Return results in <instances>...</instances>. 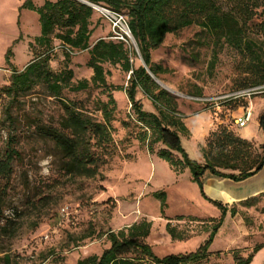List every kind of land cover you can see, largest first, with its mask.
I'll list each match as a JSON object with an SVG mask.
<instances>
[{"label": "rangeland", "instance_id": "obj_1", "mask_svg": "<svg viewBox=\"0 0 264 264\" xmlns=\"http://www.w3.org/2000/svg\"><path fill=\"white\" fill-rule=\"evenodd\" d=\"M27 1L37 8L45 0H0V88L8 85L13 69L27 65L37 50L33 40L40 30L38 15L23 8ZM90 22V46L98 40L109 41L110 26L99 13L95 11ZM253 40L260 44L258 37ZM129 50L134 68L143 66L138 47V52ZM88 60L87 51L67 58L55 48L50 53L49 66L54 73L71 70L73 83L90 81ZM150 61L160 70L153 81L173 97L182 117H192L212 107V118L227 122L229 127L248 105L244 100L226 104L218 101V112L213 104L189 100V96L214 99L247 88L255 80L246 68L250 63L248 57L226 46L215 49L198 27L166 35L162 44L151 51ZM103 69L104 86L90 85L86 91L63 93L68 102L96 122L104 123L99 110L102 104H107L111 111L109 141L95 148L99 157L96 177L65 174L62 154L51 140L23 137L19 145L22 161L14 165L4 200L3 216L9 222H0V258L8 255L16 264H76L84 258L99 256L109 247L107 232L140 222L151 224L142 241L150 246L154 256L186 255L203 245L217 224L221 210L210 199H203L196 188L182 184L190 181L184 175L186 170L175 174L156 157L160 145L153 146L154 153L147 150L149 138L143 141L145 129L135 122L126 96L128 74L117 65L105 64ZM35 93L23 101V117L58 128L63 116L61 103L43 89ZM135 99L143 111L158 114L140 91ZM5 103L0 95V118ZM250 104L252 138L264 144V134L255 127V121L264 114V91L253 96ZM214 131L202 134L204 147ZM0 136L1 146L5 134ZM182 146L195 160L194 151L184 139ZM160 193L165 195L164 207L156 197ZM226 210L208 246L209 256L197 264H235V257L249 256L250 264H264V201L253 206L226 205ZM233 210L235 214L231 215ZM167 225L182 240H172ZM255 248L260 249L253 253Z\"/></svg>", "mask_w": 264, "mask_h": 264}, {"label": "trees", "instance_id": "obj_2", "mask_svg": "<svg viewBox=\"0 0 264 264\" xmlns=\"http://www.w3.org/2000/svg\"><path fill=\"white\" fill-rule=\"evenodd\" d=\"M82 1L126 16L142 63L155 78L160 70L150 61L151 51L162 44L166 35L195 26L211 39L215 49L226 46L250 59L246 68L255 75V80L249 87L233 92L264 87V0ZM23 8L38 15L40 33L33 40L34 47L37 48L34 58L21 71L13 69L8 85L0 88V95L6 99L0 118V135L5 134V140L0 146V222L5 221V225L9 222L3 216L4 200L14 165L22 161L19 145L23 137L30 135L51 140L56 150L62 154V169L65 174L76 178L96 177L99 157L95 148L98 149L109 141L111 111L107 104H102L99 110L103 114L104 123L96 122L68 102L63 93L86 91L90 85L104 86L105 64L117 65L128 74L129 86L125 92L135 122L145 129L143 141L146 142L149 138L147 150L154 153L153 146L160 145L161 149L156 152V157L168 164L175 174L187 170L203 199L208 200L203 192L205 174L219 180L242 182L264 168V144L257 147L235 136L224 126L217 127L202 149L204 164L190 160L180 144L178 133L184 132L181 122L183 117L177 111L173 97L157 86L143 66L134 68L130 62L131 52L124 43L109 39L98 40L90 46L89 27L95 11L88 5L78 0H45L37 8L27 1ZM257 18L260 20L255 22ZM253 37H258L260 44ZM55 48L67 58L87 51L89 60L86 67L92 71L90 81L73 83V73L69 69L52 72L49 66L50 53ZM9 56L10 51L5 56L7 62ZM38 89H43L49 97L61 103L63 116L58 128L46 127L39 120L32 123L23 117V101L36 94ZM138 91L152 102L157 115L141 109L135 99ZM257 122L264 134V114L258 117ZM175 155L178 156L177 159ZM156 197L161 200V207H164L165 195L160 193ZM208 201L219 207L221 215L206 242L193 253L163 258L154 256L150 246L142 241L148 236L151 224L140 222L117 232H107L105 237L109 247L99 256L84 258L76 264H197L209 256L208 246L227 212L221 204ZM243 204L252 206L250 201ZM234 214V210L231 211V215ZM166 231L172 240H182L168 225ZM259 249L255 248L253 253ZM251 261V256L245 259L235 257V264H250ZM0 264L16 263L8 255H4L0 258Z\"/></svg>", "mask_w": 264, "mask_h": 264}, {"label": "crops", "instance_id": "obj_3", "mask_svg": "<svg viewBox=\"0 0 264 264\" xmlns=\"http://www.w3.org/2000/svg\"><path fill=\"white\" fill-rule=\"evenodd\" d=\"M39 33L40 30L34 38L38 37ZM26 66L27 65L19 69L17 68V71H21ZM211 108H206L205 111L197 113L192 117H183L181 121L184 132L178 133L180 144L183 149L182 139H184L194 151L195 160H192L189 157V154L185 152L186 150L183 149L190 160L199 164H204L202 152V149L204 148V137L201 136L203 133H208V131H214L218 126L226 127V129L229 132H232L235 136L253 143L257 147L262 145V143H257L252 138L253 135L249 128V123L252 120L253 115L246 127L237 128L234 123L228 127L227 122L216 117L214 119L212 118L213 116L209 113ZM214 110L219 112V106L214 107ZM211 119L213 120L212 122ZM255 127H258L259 129L257 121H255ZM186 172L184 175L189 178L190 174L188 175ZM182 184L187 185V187H190L192 190L195 188L197 189L196 185L191 181V177L188 183L183 182ZM203 192L208 199L221 204L225 209L226 205H243V203L247 201H250L252 206L254 204L257 205L261 203V201H264V168L253 177L242 182H233L227 179L219 180L205 174L203 178Z\"/></svg>", "mask_w": 264, "mask_h": 264}, {"label": "built area", "instance_id": "obj_4", "mask_svg": "<svg viewBox=\"0 0 264 264\" xmlns=\"http://www.w3.org/2000/svg\"><path fill=\"white\" fill-rule=\"evenodd\" d=\"M94 11L99 13V15L109 24L110 26V39L118 42L124 43L128 48H132L135 52H138L137 46L133 40L130 33L127 18L123 14H119L108 10L106 8L88 4ZM264 91V87L250 88L245 90H240L228 94H224L214 99H198L190 97L189 100L195 102H202L203 104H213L214 107H218V101L221 103L225 102H236L239 100L247 101V106L241 109V114L234 119V125L237 128L246 127L252 116V107L250 100L253 96L261 94ZM179 117V116H178Z\"/></svg>", "mask_w": 264, "mask_h": 264}, {"label": "water", "instance_id": "obj_5", "mask_svg": "<svg viewBox=\"0 0 264 264\" xmlns=\"http://www.w3.org/2000/svg\"><path fill=\"white\" fill-rule=\"evenodd\" d=\"M78 1L81 2V3H83V4L88 5V3H86V2H84V1H82V0H78ZM143 67L145 68L147 74H148L152 79H154V77L150 74V72L148 71V69L146 68V66H145L144 64H143ZM155 83L158 84V82H155Z\"/></svg>", "mask_w": 264, "mask_h": 264}, {"label": "bare ground", "instance_id": "obj_6", "mask_svg": "<svg viewBox=\"0 0 264 264\" xmlns=\"http://www.w3.org/2000/svg\"><path fill=\"white\" fill-rule=\"evenodd\" d=\"M164 88V87H163Z\"/></svg>", "mask_w": 264, "mask_h": 264}]
</instances>
